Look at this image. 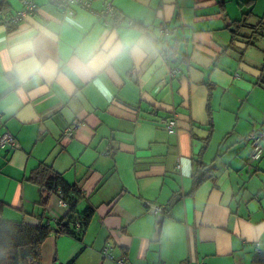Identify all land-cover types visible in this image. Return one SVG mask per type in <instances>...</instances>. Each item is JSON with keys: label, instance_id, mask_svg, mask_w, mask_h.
Returning a JSON list of instances; mask_svg holds the SVG:
<instances>
[{"label": "crops", "instance_id": "obj_1", "mask_svg": "<svg viewBox=\"0 0 264 264\" xmlns=\"http://www.w3.org/2000/svg\"><path fill=\"white\" fill-rule=\"evenodd\" d=\"M22 1L0 0V17ZM33 1L18 24H0V49L35 29L37 56L57 74L20 79L0 68L2 128L18 142L0 148L1 219L54 226L64 216L61 199L50 194L43 208L28 179L43 164L80 189L77 210L94 212L80 236L50 233L42 264H119L102 256L106 244L128 264L264 259V151L251 161L246 139L264 126V0H109V24L89 9L68 15L51 0ZM243 12L261 26L252 44L248 28L231 31ZM120 43L130 47L116 54ZM92 56L99 64L77 74ZM173 116L170 133L161 119ZM145 201L164 207L158 236Z\"/></svg>", "mask_w": 264, "mask_h": 264}, {"label": "trees", "instance_id": "obj_2", "mask_svg": "<svg viewBox=\"0 0 264 264\" xmlns=\"http://www.w3.org/2000/svg\"><path fill=\"white\" fill-rule=\"evenodd\" d=\"M251 1L246 0L245 3ZM242 16L241 19L232 22L234 27L231 31L235 37L243 36L238 29L241 27L248 28L251 33L246 37L250 38L248 43L252 44L251 38H255L254 34H257V27L260 25L245 23L246 12H243ZM203 177L204 174L196 176V186L202 181ZM28 179L40 188L41 199L39 204L43 208L49 195L53 194L65 202L67 210L54 226L42 220L36 225H30L2 220L1 214L5 204L0 201V264H6V262L7 264H42L40 246L50 233L80 236L93 216L94 210L89 206L82 211L77 210V203L82 196L80 189L76 185L66 182L50 166L43 164L37 166ZM76 223L79 224L78 227ZM255 263L264 264V259L257 256L255 257Z\"/></svg>", "mask_w": 264, "mask_h": 264}, {"label": "built area", "instance_id": "obj_3", "mask_svg": "<svg viewBox=\"0 0 264 264\" xmlns=\"http://www.w3.org/2000/svg\"><path fill=\"white\" fill-rule=\"evenodd\" d=\"M55 5L62 9L65 14L72 15L74 13V7H82L84 9L91 10L97 16L104 18V22L109 24L107 19L108 16H111L114 11V7L111 1L106 0L104 2V7L100 11H94L91 9L92 0H51ZM37 5L33 0H23L22 7L17 10L15 13L10 15H4L0 17V24L5 26L6 28H10L13 25L18 24L21 20L27 17L29 14L33 13L36 9ZM159 35L166 37L169 33L168 28L164 24L159 25ZM165 60L169 61L170 56L168 53L163 54ZM237 75V74H236ZM132 76L135 77V73L132 72ZM161 123L164 125L166 130L170 133L174 132L176 126L175 117L161 119ZM79 124V122H75L72 126H69L67 130H65L64 134L67 136H71L75 127ZM3 116L0 113V148H11L16 149L18 147V142L15 137L6 129H3ZM246 139L249 143L250 152L249 159L251 161L257 160L260 158L262 151H264V126H261L255 130L250 131ZM63 206H66L65 202L60 201ZM145 207L149 212L155 215L163 214L164 207L159 205H154L148 201H145ZM78 227L79 224L76 223ZM109 244H106L102 248V256L104 258L115 260L119 264H128L125 261V258H115L110 252ZM254 250L256 253H259L260 250V242H255ZM186 264H207L202 260H194L190 255L185 259ZM164 264V263H162Z\"/></svg>", "mask_w": 264, "mask_h": 264}, {"label": "clouds", "instance_id": "obj_4", "mask_svg": "<svg viewBox=\"0 0 264 264\" xmlns=\"http://www.w3.org/2000/svg\"><path fill=\"white\" fill-rule=\"evenodd\" d=\"M45 34L41 33V35ZM39 43L40 37L36 35L35 29H20L10 46L0 49V68L14 72L20 79L34 76L43 78L54 77L57 74V66L53 61L41 60L37 56ZM128 47H130L128 44L120 43L117 45L116 54ZM101 59L102 57L100 56L89 57L84 61L78 62L74 71L77 74H86L93 66L98 65Z\"/></svg>", "mask_w": 264, "mask_h": 264}, {"label": "water", "instance_id": "obj_5", "mask_svg": "<svg viewBox=\"0 0 264 264\" xmlns=\"http://www.w3.org/2000/svg\"><path fill=\"white\" fill-rule=\"evenodd\" d=\"M162 221H163V216H162V214L157 215V220H156L157 226H156V228H155L156 236L159 235Z\"/></svg>", "mask_w": 264, "mask_h": 264}, {"label": "rangeland", "instance_id": "obj_6", "mask_svg": "<svg viewBox=\"0 0 264 264\" xmlns=\"http://www.w3.org/2000/svg\"><path fill=\"white\" fill-rule=\"evenodd\" d=\"M6 264H7V262H6Z\"/></svg>", "mask_w": 264, "mask_h": 264}]
</instances>
